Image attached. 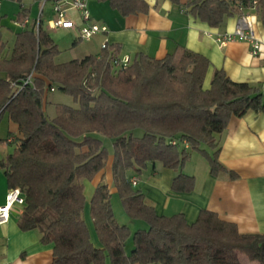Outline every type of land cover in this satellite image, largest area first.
Segmentation results:
<instances>
[{
  "label": "trees",
  "instance_id": "1",
  "mask_svg": "<svg viewBox=\"0 0 264 264\" xmlns=\"http://www.w3.org/2000/svg\"><path fill=\"white\" fill-rule=\"evenodd\" d=\"M106 1L122 15L149 8L146 0ZM182 5L210 26L248 9L264 24V0H185ZM29 13L20 8L15 16ZM4 17L0 13V29ZM5 47L0 30V116L6 113L18 131L0 167L9 187H18L24 198L20 228H37L44 242H52L51 264H107V259L109 264H243L242 255L264 264V233L241 232L207 208L190 222L181 212L159 214L128 176L129 168L141 171L159 161L176 172L172 189L189 191L194 176L183 165L193 149L207 159L211 174L227 170L235 177L218 159V135L231 117L264 112V83L236 81L215 68L205 86L209 59L184 46L160 58L138 52L119 69L111 64L118 47L108 42L99 56L56 62L60 49L42 19L37 31L33 23L17 29L8 53ZM30 71L32 83L17 86ZM55 84L77 106L57 104L49 117L47 93ZM100 135L112 140L113 182L127 214L147 225L131 230L120 223L107 184L99 183L90 198L101 243L95 246L82 216L83 181L106 163L108 149Z\"/></svg>",
  "mask_w": 264,
  "mask_h": 264
},
{
  "label": "crops",
  "instance_id": "2",
  "mask_svg": "<svg viewBox=\"0 0 264 264\" xmlns=\"http://www.w3.org/2000/svg\"><path fill=\"white\" fill-rule=\"evenodd\" d=\"M146 1L149 4L147 12L122 15L106 0H89L91 19L105 24L107 31L98 32L100 38L97 45L85 49L84 55L99 56L104 41L115 44L118 47V55L127 54L131 58L138 52L160 58L175 51L177 47L184 46L209 59L205 86L209 85L215 68H223L226 74L236 81L264 83V24L258 20L253 10L248 9L244 13L254 20L256 33L262 40L257 54L251 52L246 41L231 40L220 45L214 39V34L234 29L237 14L225 17L218 26H210L187 11L182 5L185 0H180L179 4L170 0ZM37 2L39 4L40 0ZM20 8H28L31 19L37 16L31 13L30 4L21 3L17 10ZM80 25L75 24L72 28L78 31ZM49 29L47 28L52 37ZM77 39L78 32L75 33V40ZM3 40L6 42L8 53L13 43L9 45L7 40ZM58 55L55 56L56 62L66 61L58 60ZM17 133V123L5 115V121L0 123V159L12 149ZM218 138V159L226 169L236 173L235 177H231L227 170L219 171L217 175L211 174L207 159L200 153L192 154L194 156L186 162L188 166L183 165V171L194 176L193 188L189 191H176L171 187L175 170L153 163L151 172L146 176V182H143V186L149 188V191H144L145 200L152 204L159 214L181 212L190 222L195 220L200 209L207 208L217 212L221 218L235 222L241 232L264 233V112L248 111L240 117H231ZM110 141L112 144L111 139ZM111 147L107 148L108 156L104 167L93 178L83 181V211H86L88 203L91 215L87 217L88 221L84 220L95 246H100L101 243L94 227L90 198L99 183H106L110 193L117 192L113 182V146ZM128 176L129 179H136L135 186L139 185L140 177L137 174L128 173ZM9 188L4 171L0 167V205L4 203ZM20 211L21 209L14 210L10 218L0 224V264H51L52 242H44L37 228H20ZM241 260L243 264H259L243 255Z\"/></svg>",
  "mask_w": 264,
  "mask_h": 264
},
{
  "label": "rangeland",
  "instance_id": "3",
  "mask_svg": "<svg viewBox=\"0 0 264 264\" xmlns=\"http://www.w3.org/2000/svg\"><path fill=\"white\" fill-rule=\"evenodd\" d=\"M89 2V1H88ZM24 4H30L31 6V13L33 15H37L39 12V8L41 5V0L40 3L38 4L37 0H4L2 5L0 6V13H5L4 17V25L1 27V32H2V37L3 39L7 40L9 45H12L13 43V38H14V32L16 30V26L13 25L12 23V18L14 15L17 13V9L20 7V5ZM67 14L70 17H73L75 24L79 25L81 24V20L76 17L77 12L74 9H69L67 10ZM54 16L53 11H52V0H47L46 3L43 6V12L41 14V19L44 25L47 26V28H50L49 31L54 38V40L57 42L59 48H60V55H58L57 59L58 60H68L73 57H81L84 55L85 49H90L92 47H95L97 45V42L100 38L98 35L99 33L94 34L89 40H84V39H77L75 40V33H77L76 28H70V27H56V28H51L48 26V19L52 18ZM115 69V68H113ZM55 89L48 91L47 94V103H46V108L45 111L49 117H53L55 115V106L57 104H67L71 106H77V103L73 100L72 96L64 93L58 85H54ZM5 115L6 113H3L0 116V123L5 121ZM7 116V115H6ZM6 134V133H5ZM4 134V135H5ZM4 135L2 137H4ZM103 139L104 145L111 149V141L110 138L107 137L106 135H100ZM188 150V149H187ZM190 155L186 159L184 165L187 167L188 166V160L191 159V156H194L192 154H197L200 153L197 150L189 149ZM201 154V153H200ZM202 155V154H201ZM156 166H160L161 163L159 161L154 162ZM152 163H148L146 167L142 168L141 171H137L135 168H129L128 173H135L137 176L140 177L139 180V185L136 187L141 188V190L144 192L149 191L148 186H143V182H146V176L148 173L151 172L152 170ZM145 187V188H144ZM110 201H111V206L114 212V215L116 219L120 223H126L131 227V230L136 229L137 227L141 226H146L147 224L139 219H133L131 217H128V214L124 208V205L121 201V198L118 195V192L114 191L111 193L110 196ZM86 211H82V216L84 219L87 220V217H91L90 211H89V204L87 203L86 205ZM131 245V239L127 241V249ZM107 264H109V260L107 259Z\"/></svg>",
  "mask_w": 264,
  "mask_h": 264
},
{
  "label": "built area",
  "instance_id": "4",
  "mask_svg": "<svg viewBox=\"0 0 264 264\" xmlns=\"http://www.w3.org/2000/svg\"><path fill=\"white\" fill-rule=\"evenodd\" d=\"M47 0H41V5L39 12L35 18H30L26 15L24 18L19 19L16 16L12 18V23L19 28H27L33 23L35 31L39 29L41 14L43 12V6ZM89 0H53L52 11L54 16L48 19V26L51 28L55 27H75V22L72 17L67 14V10L74 9L78 17L81 20V25L78 27V37L80 39L89 40L94 34L98 32L107 31V26L105 24H100L91 19V13L88 7ZM3 0H0V6ZM214 39L220 44H225L231 40H243L246 41L250 50L253 54H257L261 48L262 40L256 33L254 27V20L250 18L249 15L242 13L237 17V22L232 31H225L214 34ZM107 42L104 41L101 44L102 48L106 47ZM131 57L127 54L118 55L112 58L111 64L115 69L125 67L131 62ZM33 71H30L23 78H21V83L17 86H22L23 84L32 83ZM16 85V84H15ZM54 87L51 86L50 90ZM131 183L136 184V179L131 178ZM24 203L23 195L18 187H10L5 195V201L0 205V224L6 222L11 213L14 210L21 209Z\"/></svg>",
  "mask_w": 264,
  "mask_h": 264
}]
</instances>
